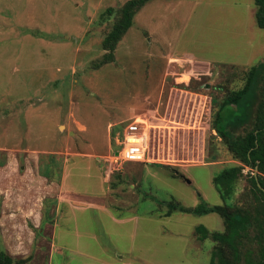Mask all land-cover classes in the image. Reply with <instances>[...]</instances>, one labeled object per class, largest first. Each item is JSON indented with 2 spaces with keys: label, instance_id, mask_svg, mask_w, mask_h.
<instances>
[{
  "label": "rangeland",
  "instance_id": "1",
  "mask_svg": "<svg viewBox=\"0 0 264 264\" xmlns=\"http://www.w3.org/2000/svg\"><path fill=\"white\" fill-rule=\"evenodd\" d=\"M125 1L0 0V249L27 264H208L214 243L194 230L222 231L216 214H164L220 205L211 178L239 165L209 129V99L230 67L264 59L253 0H149L92 69L112 22L100 15ZM189 80L197 91L178 87ZM132 122L143 161L113 163ZM253 173L226 204L250 201Z\"/></svg>",
  "mask_w": 264,
  "mask_h": 264
},
{
  "label": "trees",
  "instance_id": "2",
  "mask_svg": "<svg viewBox=\"0 0 264 264\" xmlns=\"http://www.w3.org/2000/svg\"><path fill=\"white\" fill-rule=\"evenodd\" d=\"M148 1L126 0L116 9L104 10L101 19H112V22L100 41L103 54L91 64L92 69L113 62L117 43L131 26L135 13ZM253 5L254 23L264 30V0H253ZM230 69L223 84L214 86L220 92V98L211 96L209 99V129L239 165L226 166L211 178L222 201L220 205L200 201L196 206L186 208L171 201L166 204L164 217L173 211L194 216L216 214L222 222L221 232H208L203 226L194 230L197 240L210 238L214 243L208 264H264V59L244 71L236 67ZM191 81L178 87L195 92L198 86H190ZM243 167L255 170L256 181L253 175L247 176L250 201L229 206L225 201L232 195ZM171 177L178 175L171 174ZM28 261V257H11L0 249V264H27Z\"/></svg>",
  "mask_w": 264,
  "mask_h": 264
},
{
  "label": "built area",
  "instance_id": "3",
  "mask_svg": "<svg viewBox=\"0 0 264 264\" xmlns=\"http://www.w3.org/2000/svg\"><path fill=\"white\" fill-rule=\"evenodd\" d=\"M127 125L121 136L114 139L118 150L110 158L113 163L142 162L144 157L146 138L145 134L139 131L136 122Z\"/></svg>",
  "mask_w": 264,
  "mask_h": 264
},
{
  "label": "crops",
  "instance_id": "4",
  "mask_svg": "<svg viewBox=\"0 0 264 264\" xmlns=\"http://www.w3.org/2000/svg\"><path fill=\"white\" fill-rule=\"evenodd\" d=\"M5 180V179H4ZM58 188H59V186H58ZM60 194V193H59ZM70 198H71V196H70ZM71 207V206H70ZM20 231H17L16 229H10L9 230V232L7 231L6 232V234L9 236V237H7L5 240H6V244L8 245V248L9 249H12V248H14V249H20V247L19 246H17V245H15V244H13V241L12 240H15V241H17V242H22L20 239L18 240H16V236H18V235H22L23 234V232H24V230L23 229H19Z\"/></svg>",
  "mask_w": 264,
  "mask_h": 264
},
{
  "label": "water",
  "instance_id": "5",
  "mask_svg": "<svg viewBox=\"0 0 264 264\" xmlns=\"http://www.w3.org/2000/svg\"><path fill=\"white\" fill-rule=\"evenodd\" d=\"M253 176H254V180L256 181V175H255V170H254Z\"/></svg>",
  "mask_w": 264,
  "mask_h": 264
}]
</instances>
